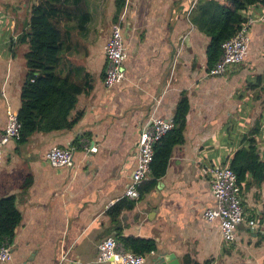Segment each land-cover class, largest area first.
<instances>
[{
	"label": "crops",
	"instance_id": "1",
	"mask_svg": "<svg viewBox=\"0 0 264 264\" xmlns=\"http://www.w3.org/2000/svg\"><path fill=\"white\" fill-rule=\"evenodd\" d=\"M39 1L0 0V131L7 107L20 108L27 50L20 38ZM106 1L85 0L88 21H69L83 47L64 70L73 66L89 87L70 113L79 120L68 129L34 131L22 143L11 140L0 154V198L14 196L21 215L9 240L12 260L2 264H113L96 261L98 243L109 235L153 240L156 248L142 264H184L186 257L187 264H262L264 181L242 196L246 218L259 229L240 224L235 240L225 242L218 220L206 221L202 213L215 203L210 168L249 138L264 154V22L251 26L245 60L215 76L208 74L210 36L191 21L198 0H125L117 19L124 78L105 87L104 45L115 11L114 0ZM248 12L260 15L264 8ZM183 96L184 141L154 187L112 221L107 211L124 198L140 129L151 116L173 118ZM83 139L97 150L85 152ZM68 146L74 147L72 165L48 163L50 148Z\"/></svg>",
	"mask_w": 264,
	"mask_h": 264
},
{
	"label": "trees",
	"instance_id": "2",
	"mask_svg": "<svg viewBox=\"0 0 264 264\" xmlns=\"http://www.w3.org/2000/svg\"><path fill=\"white\" fill-rule=\"evenodd\" d=\"M84 1L40 0L31 7L27 29L20 38L27 44V50L24 53L25 75L17 112L20 122L18 143L26 141L34 131L71 128L80 118V114L70 118V113L78 95L89 87L86 82L77 80V71L73 66L67 65L64 70V56L73 47L69 21L77 19L83 24L89 19ZM124 5L125 0H114V21H117ZM256 6L264 8V0H198L191 12V21L198 30L210 36L207 51L209 69L221 54V43L232 37L246 22L248 8ZM187 112L188 100L183 96L172 118L173 127L153 146L149 178L139 186L138 199L148 193L157 179L164 175L174 147L184 141ZM223 164H228L235 173L241 197L252 187L259 188L264 181V154L260 155L255 138L246 140ZM29 183L30 180L25 181L22 189ZM138 199L124 197L118 200L108 209L107 215L112 221H117L121 212L132 209ZM20 221L21 215L14 196L0 198V240L11 241ZM115 238L135 254L145 256L156 248L151 239ZM187 260L188 257L184 264H187Z\"/></svg>",
	"mask_w": 264,
	"mask_h": 264
},
{
	"label": "built area",
	"instance_id": "3",
	"mask_svg": "<svg viewBox=\"0 0 264 264\" xmlns=\"http://www.w3.org/2000/svg\"><path fill=\"white\" fill-rule=\"evenodd\" d=\"M264 22V14L251 15L241 28L229 39L220 45L221 54L214 65L208 70L209 75H220L228 67L243 62L249 50V31L253 24ZM105 67L102 82L110 87L124 78L123 60L126 49L122 38L120 21H114L110 26V33L104 45ZM173 127L172 118L165 119L151 116L142 126L137 139V154L135 167L131 173L130 181L125 189L124 197L138 199L140 183L150 174V163L153 156V146L160 138ZM20 122L17 112L10 107L6 110V124L0 131V154L4 145L11 140L19 138ZM80 147L85 152H95L97 147L81 140ZM74 147H52L45 158L53 167H66L72 165ZM211 176L210 192L214 198V206L202 213L206 221L218 220L219 230L225 242L235 240V233L240 224L246 223L251 229H259L254 219H247L244 214L242 197L236 185V175L228 164L213 167L208 170ZM11 243L8 239L0 240V264L12 260ZM98 263L111 262L113 264H142L144 255L135 254L127 250L114 236L104 237L97 246Z\"/></svg>",
	"mask_w": 264,
	"mask_h": 264
},
{
	"label": "rangeland",
	"instance_id": "4",
	"mask_svg": "<svg viewBox=\"0 0 264 264\" xmlns=\"http://www.w3.org/2000/svg\"><path fill=\"white\" fill-rule=\"evenodd\" d=\"M107 5H110V0L106 1ZM112 24V23H111ZM72 35V33H71ZM71 41L73 43V47L70 50V52H68L65 56H64V60L65 62H72V59L74 60V62L77 61L76 59V53L75 52H79L80 49L83 47V43L78 39V37L75 35V33L73 32Z\"/></svg>",
	"mask_w": 264,
	"mask_h": 264
},
{
	"label": "water",
	"instance_id": "5",
	"mask_svg": "<svg viewBox=\"0 0 264 264\" xmlns=\"http://www.w3.org/2000/svg\"><path fill=\"white\" fill-rule=\"evenodd\" d=\"M164 258H165V256H164ZM164 258H162V259H164ZM166 259V258H165ZM177 262H176V260L174 259V260H169L168 259V263L167 264H176Z\"/></svg>",
	"mask_w": 264,
	"mask_h": 264
}]
</instances>
